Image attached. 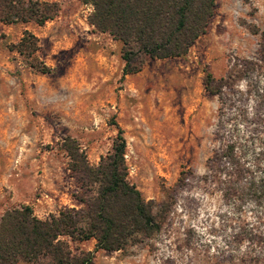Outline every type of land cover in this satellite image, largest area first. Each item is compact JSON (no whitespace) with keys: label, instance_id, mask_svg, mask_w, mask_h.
I'll use <instances>...</instances> for the list:
<instances>
[{"label":"rangeland","instance_id":"374dc122","mask_svg":"<svg viewBox=\"0 0 264 264\" xmlns=\"http://www.w3.org/2000/svg\"><path fill=\"white\" fill-rule=\"evenodd\" d=\"M48 1L60 9L44 25L0 22V216L22 204L40 218L78 206L81 189L62 142L74 138L96 165L118 125L129 181L146 199L158 206L182 171L184 186L151 239L111 252L94 250V240L69 241L74 250H94V264H264V245L239 238L251 224L263 227L256 213L239 211L201 180L222 135L250 131L264 143L250 87H264V0H216L206 32L185 56L148 58L126 75L121 43L88 23L91 5ZM25 29L38 38L31 57L16 49ZM244 60L258 65L249 78L240 76ZM204 70L233 84L234 93L223 90L224 105L205 90Z\"/></svg>","mask_w":264,"mask_h":264},{"label":"trees","instance_id":"16d2710c","mask_svg":"<svg viewBox=\"0 0 264 264\" xmlns=\"http://www.w3.org/2000/svg\"><path fill=\"white\" fill-rule=\"evenodd\" d=\"M81 1L92 6L88 23L121 43L123 75L140 71L148 58L185 56L206 32L217 5L216 0ZM59 9L57 1L0 0V22L41 26L57 16ZM16 49L31 57L38 49L37 36L25 29ZM240 64V76L247 78L258 67L248 60ZM30 66L43 73L51 71L43 62L31 61ZM204 72L205 90L224 105L227 97L223 90L234 93L233 84ZM256 83L250 84L262 110L256 117L264 121V87ZM116 128L111 150L96 165L89 162L74 138H64L62 149L70 157L68 168L81 189L75 195L78 206L63 207L46 218L35 215L28 204L6 209L0 216V264H94V250H123L161 230L167 206L184 186L186 173L181 172L175 185L165 191L166 199L156 206L129 181L126 141L121 127ZM253 137L250 131L237 137L222 135L207 159V172L201 180L239 211L247 206L256 213L263 227L251 224L242 229L239 238L264 245V143H256ZM88 240L95 241L93 251L74 250L69 242Z\"/></svg>","mask_w":264,"mask_h":264}]
</instances>
